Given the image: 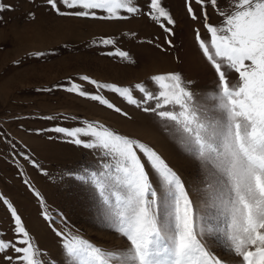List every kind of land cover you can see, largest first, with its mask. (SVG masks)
<instances>
[{
  "label": "snow or ice",
  "instance_id": "1",
  "mask_svg": "<svg viewBox=\"0 0 264 264\" xmlns=\"http://www.w3.org/2000/svg\"><path fill=\"white\" fill-rule=\"evenodd\" d=\"M45 2L61 17L126 21L145 16L167 36H175L176 20L163 0ZM209 8L220 17L219 24L209 22ZM11 9L0 0V13ZM185 9L191 20L202 22L210 37L206 42L200 29H194L197 46L217 77L214 90L200 101L191 90L194 82L185 81L179 72L152 76L155 93L143 84L131 88L101 83L88 75L79 79L158 118L204 175L201 204L198 208L178 172L137 139L92 121L49 129L66 143L98 153L104 161L95 171H89L91 165L84 167L76 179L90 185L108 229L126 244L106 249L71 232H57L69 264H264V0H227L226 6L221 0H185ZM99 43L114 46L116 41L103 38ZM165 43L173 46L171 39ZM106 55L134 63L120 49ZM230 73L236 74L234 83L229 82ZM55 87L128 116L79 83ZM134 89L141 99L134 96ZM33 191L43 203L40 193ZM2 203L12 217L14 235L6 240L0 234L4 264H46L17 209L6 198ZM43 215L48 219L46 212Z\"/></svg>",
  "mask_w": 264,
  "mask_h": 264
},
{
  "label": "rangeland",
  "instance_id": "2",
  "mask_svg": "<svg viewBox=\"0 0 264 264\" xmlns=\"http://www.w3.org/2000/svg\"><path fill=\"white\" fill-rule=\"evenodd\" d=\"M2 2L12 9L0 13V234L6 240L14 239L13 220L2 203L6 198L44 253L41 259L46 264H69L63 238L57 232H71L106 249L126 246L108 229L90 185L76 179L84 167L91 165L89 171H95L104 161L98 153L66 143L49 131L57 126H82L84 121L98 122L152 147L178 172L199 208L205 177L158 118L79 79L88 75L101 83L131 88L143 84L155 93L152 76L179 72L185 81L194 82L191 90L200 101L214 90L217 77L197 46L194 29H200L206 42L210 37L201 21L186 14L185 0H163L176 20L175 36H167L145 16L95 21L58 16L45 0ZM221 2L226 6L227 0ZM193 7L199 14L194 2ZM208 11L209 22L219 24L220 17L211 8ZM29 13H34V18ZM103 38H112L116 44L104 46L99 43ZM166 38L172 40V47L165 43ZM116 49L128 52L134 63L106 55ZM235 81L236 74L230 73L229 82ZM70 82L98 92L128 116L55 87ZM133 94L142 98L135 89ZM0 264H4L2 257Z\"/></svg>",
  "mask_w": 264,
  "mask_h": 264
},
{
  "label": "bare ground",
  "instance_id": "3",
  "mask_svg": "<svg viewBox=\"0 0 264 264\" xmlns=\"http://www.w3.org/2000/svg\"><path fill=\"white\" fill-rule=\"evenodd\" d=\"M28 24V23H27ZM19 25V24H18ZM22 28V27H21ZM70 65V64H69ZM71 66V65H70Z\"/></svg>",
  "mask_w": 264,
  "mask_h": 264
}]
</instances>
